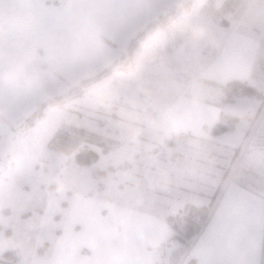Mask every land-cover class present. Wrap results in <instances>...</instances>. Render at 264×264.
Wrapping results in <instances>:
<instances>
[{"label": "crops", "instance_id": "0c3cea01", "mask_svg": "<svg viewBox=\"0 0 264 264\" xmlns=\"http://www.w3.org/2000/svg\"><path fill=\"white\" fill-rule=\"evenodd\" d=\"M42 1L59 7L54 11L55 32L57 29L72 31L76 27L74 31L86 38L89 48L91 42H96L106 49L116 47L119 39L128 34L127 40L131 38L128 46L131 49L132 40L152 23L140 29L142 24L156 22L161 15L169 13L175 5L183 2ZM225 1L222 0L218 7ZM206 3L207 0L202 6L201 21H211L205 11ZM29 4L30 0H0V10L6 16L8 11L13 14L18 11L17 16L22 17L23 10L15 8H24ZM193 7L191 0L190 8L181 15L189 14ZM225 19L228 21L226 25L213 24L214 32L209 36L212 42L205 38L198 45L201 53H205L207 45L215 48L212 58L203 60L205 71L199 79L221 92V85L230 80H245L248 83L254 80V71L259 60L264 58V0H237L235 10L229 12ZM1 22L3 19L0 15V25ZM2 39L4 37L0 32V45L3 46L5 42ZM45 43L47 47L44 48L53 49L50 43ZM238 101L246 109L242 113L231 109ZM62 105H52L51 108L63 109ZM128 107L132 109L121 114L114 112L100 116L103 133L99 134L109 139L113 136H121L123 139L119 148L113 151L105 149L109 153L102 155L111 157L120 152V159L124 161L119 164L129 162L130 165L118 167L117 170L110 169L113 165L109 166V171L101 180L119 173V191L122 194L126 192L127 197L131 196V201L108 211L89 210V192L72 196L74 192L69 189L65 197H73L74 206L71 210L36 207L27 216L24 215L25 211H21L19 216L22 220H35V223L27 224V228L35 235L36 253L40 254L36 256L43 257L49 261L48 264H189L190 260L194 261L193 264H262L264 191L254 180V177L259 176L254 175L257 171L248 168L241 176L232 178L226 172L223 160L224 157L229 159V156L239 154L262 113L264 99L236 96L229 101L225 95L205 99L181 93L161 98L156 102V107H150L148 115L138 112L132 105ZM86 108L89 110V107ZM173 109L178 111L173 113ZM223 112L238 120L233 128L214 134L211 130ZM58 113L59 109H52L49 111V121L47 114L37 116V121L48 131L53 129L57 132L68 126L77 128L74 123L67 121L75 113L63 111L61 116ZM175 135H178V141L173 146L167 145L166 140ZM224 135L226 140L216 143L215 139ZM223 150L233 153L224 154ZM205 152L210 162L201 154ZM58 162L60 166L68 167L67 163H62L61 158ZM68 164L71 167L78 165L76 163L72 166V160ZM226 166H229V162ZM51 198L55 201V208H61L63 201L69 203L67 198H59L56 192H53ZM187 203L206 206L210 211L209 220L189 255L190 260L186 258V241L175 237L174 231L164 220ZM3 213L10 220L11 210ZM13 229L9 225L0 224V247L6 244L5 239L7 241L12 238ZM14 247L4 245L0 255ZM18 262L17 254L15 264Z\"/></svg>", "mask_w": 264, "mask_h": 264}, {"label": "rangeland", "instance_id": "374dc122", "mask_svg": "<svg viewBox=\"0 0 264 264\" xmlns=\"http://www.w3.org/2000/svg\"><path fill=\"white\" fill-rule=\"evenodd\" d=\"M204 1L192 0L194 7L189 14H180L165 26L147 34L141 40L139 49L132 54L134 67L131 70L111 69L108 74L86 85V80L100 75L116 61L126 58L130 50L128 44L131 38L127 40L129 34L120 38L116 47L106 49L91 42L89 48L86 38L74 31L76 27L72 31H54V11L59 7L53 3L49 5L42 0H30V4L24 8H15L23 10L22 17L17 16L18 11L16 14L8 11L6 16L0 10L3 19L0 32L5 42L3 46L0 45V158L13 167L0 174V224L14 228L12 238L4 242L15 246L18 264L49 263L43 257L36 256L40 254L36 253L35 235L27 228V224L35 223L34 218L22 220L19 216L21 211H25L24 215L27 216L36 207L71 210L74 206L72 196L88 192L89 210L108 211L131 201V196L127 197L126 192L122 194L119 191V173L106 177L104 181L95 177L101 171L107 174L111 165L117 170L119 163L124 161L120 159V152L103 157V153H109L105 149L113 151L119 148L123 139L121 136L109 139L99 134L103 133L100 116L104 113H124L132 109L129 105L148 115L150 107H156V102L161 98L181 93L205 99L226 96L213 85L199 79L205 71L203 60L212 58L215 48L207 45L205 53H201L198 45L205 38L212 42L209 36L214 32L213 24H220L211 15H208L211 21H201ZM221 1L213 0L215 9L220 8ZM227 16L229 13L220 15L221 18ZM151 23L155 22L142 24L140 29ZM45 42L50 43L53 49L44 48L47 47ZM42 43H45L44 46ZM10 70H15L21 81H28V86L10 83L6 77ZM254 74L250 84L264 92V58L259 60ZM81 88L84 89L83 97H71ZM58 99L66 100L63 103L65 105L61 106L63 109L56 107L59 109L58 114L63 115V111L75 113L67 121L84 130L78 131L73 129L75 126H68L63 127L65 130L48 131L38 123L37 116L40 113L47 114L49 121V111L56 108H51L53 106L48 103ZM232 108L237 113L246 110L239 101ZM262 110L239 154L229 156V159L224 157L223 163L232 178L241 176L248 168L257 171L253 173L259 178L254 177V180L264 191V107ZM225 136L216 138V143L224 142ZM250 137L252 139L249 141ZM84 147L96 149L101 155L95 163L86 167L76 165L75 161V154ZM222 153L230 155L233 152L223 150ZM201 154L210 162L208 153ZM60 158L68 167L58 164ZM69 160H72V166L77 167H71ZM228 162L229 166H226ZM124 164L127 167L130 165L129 162ZM69 189L74 195L65 197ZM53 192L62 200L67 198L69 203L63 201L61 208H55V201L51 198ZM9 209L12 212L10 220L3 213ZM194 242L186 241L188 260Z\"/></svg>", "mask_w": 264, "mask_h": 264}, {"label": "trees", "instance_id": "16d2710c", "mask_svg": "<svg viewBox=\"0 0 264 264\" xmlns=\"http://www.w3.org/2000/svg\"><path fill=\"white\" fill-rule=\"evenodd\" d=\"M237 0H226L219 9H215L213 5V0H208L205 5V11L217 19L220 23L226 25L228 21L225 18H221V13L226 14L229 12H233L235 10ZM191 0H183V2L171 10L167 14H163L160 16L159 21L149 25L145 30H143L139 35H137L132 40L131 49L128 54L124 57V60L116 61L112 67L104 70L100 75H97L94 78H90L85 81V85L89 81H94L99 79L102 75L108 74L111 69H119V70H131L134 67V62L132 60V54L135 49L139 47L140 40L148 33L153 32L159 27L165 26L172 19L176 18L179 14L187 11L190 8ZM223 92L226 94L227 100H232L236 96H251L258 99H264V92L255 86L251 85L245 80L233 79L221 85ZM84 93V89L81 88L76 93H73L71 97L80 96ZM65 99L51 100L48 104L56 105L62 104ZM43 113L39 115L41 117ZM237 118L228 115L223 112L221 114V119L219 122L213 126L212 133L218 134L233 128L237 122ZM230 122V124H227ZM75 130L82 131L81 128H74ZM178 135L172 136L166 140L167 145L173 146L178 141ZM100 158V152H97L96 149L84 147L81 150L77 151L75 154V161L78 165L82 167H86L92 165ZM120 168L127 167V164H122L118 166ZM110 169H113L110 167ZM106 175L104 171H101L95 174L97 179H101ZM210 216V211L208 207L203 205H195L192 203H187L185 206L180 209L176 214L169 215L165 217V222L172 228L175 233V237L180 238L184 241H194L199 236L204 226L207 224ZM264 253V251H263ZM11 261L12 264H15L17 261V253L14 249L8 250L0 255V262L9 263ZM194 261L190 260L189 264H193ZM264 264V259L263 263Z\"/></svg>", "mask_w": 264, "mask_h": 264}, {"label": "clouds", "instance_id": "9594fccd", "mask_svg": "<svg viewBox=\"0 0 264 264\" xmlns=\"http://www.w3.org/2000/svg\"><path fill=\"white\" fill-rule=\"evenodd\" d=\"M7 79L9 80L10 83L20 86V87H27L29 82L28 81H21L18 78L17 73L15 72V70H10L7 74H6ZM178 111V109H173L171 110V112H176ZM190 112V110H187ZM187 114V113H186Z\"/></svg>", "mask_w": 264, "mask_h": 264}, {"label": "water", "instance_id": "95a60500", "mask_svg": "<svg viewBox=\"0 0 264 264\" xmlns=\"http://www.w3.org/2000/svg\"><path fill=\"white\" fill-rule=\"evenodd\" d=\"M5 170V165L0 162V174Z\"/></svg>", "mask_w": 264, "mask_h": 264}, {"label": "built area", "instance_id": "2783aa9c", "mask_svg": "<svg viewBox=\"0 0 264 264\" xmlns=\"http://www.w3.org/2000/svg\"><path fill=\"white\" fill-rule=\"evenodd\" d=\"M0 161L4 162L3 160H0ZM4 163L6 164L7 167H9V168L11 167L8 162H4Z\"/></svg>", "mask_w": 264, "mask_h": 264}]
</instances>
